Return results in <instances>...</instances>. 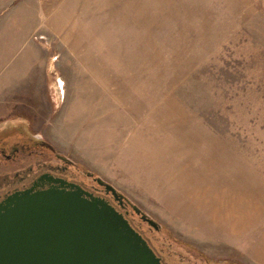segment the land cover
<instances>
[{"label":"rangeland","instance_id":"1","mask_svg":"<svg viewBox=\"0 0 264 264\" xmlns=\"http://www.w3.org/2000/svg\"><path fill=\"white\" fill-rule=\"evenodd\" d=\"M18 137L190 264H264V0H0V142Z\"/></svg>","mask_w":264,"mask_h":264},{"label":"water","instance_id":"2","mask_svg":"<svg viewBox=\"0 0 264 264\" xmlns=\"http://www.w3.org/2000/svg\"><path fill=\"white\" fill-rule=\"evenodd\" d=\"M56 157L75 165L62 154ZM86 175L117 204L48 174L38 180L59 187L36 189L37 181L0 201V264H167L121 208L130 206L155 230L161 225L111 183Z\"/></svg>","mask_w":264,"mask_h":264},{"label":"flooded vegetation","instance_id":"3","mask_svg":"<svg viewBox=\"0 0 264 264\" xmlns=\"http://www.w3.org/2000/svg\"><path fill=\"white\" fill-rule=\"evenodd\" d=\"M54 152L47 143L33 137L25 139L18 137L13 141L3 139L0 142V165L4 164L7 167L0 172V201L12 192L32 187L39 181V177L48 174L54 178L78 183L94 194L104 196L117 204L112 196L106 194L103 187L95 182L94 177L81 174L74 165L63 162L59 158L53 160ZM38 183L36 189L60 186L59 183L47 180H41ZM121 209L127 212V217L132 224L145 236L164 262L167 264H190L188 260H185L184 255L178 257L175 251L165 247L162 236L159 235L161 230H155L143 222L139 215L133 213L130 206L125 205ZM207 264L212 263L207 262Z\"/></svg>","mask_w":264,"mask_h":264},{"label":"trees","instance_id":"4","mask_svg":"<svg viewBox=\"0 0 264 264\" xmlns=\"http://www.w3.org/2000/svg\"><path fill=\"white\" fill-rule=\"evenodd\" d=\"M182 244H184V243H182ZM185 245V244H184Z\"/></svg>","mask_w":264,"mask_h":264}]
</instances>
